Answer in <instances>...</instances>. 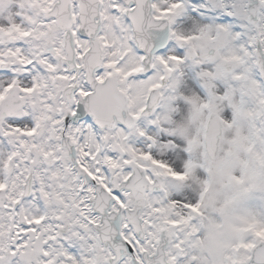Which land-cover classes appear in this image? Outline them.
Segmentation results:
<instances>
[{
	"label": "snow or ice",
	"instance_id": "obj_1",
	"mask_svg": "<svg viewBox=\"0 0 264 264\" xmlns=\"http://www.w3.org/2000/svg\"><path fill=\"white\" fill-rule=\"evenodd\" d=\"M0 264H264V0H0Z\"/></svg>",
	"mask_w": 264,
	"mask_h": 264
},
{
	"label": "rangeland",
	"instance_id": "obj_2",
	"mask_svg": "<svg viewBox=\"0 0 264 264\" xmlns=\"http://www.w3.org/2000/svg\"><path fill=\"white\" fill-rule=\"evenodd\" d=\"M236 162H237V163H247V161H242V160H240L239 157L236 158Z\"/></svg>",
	"mask_w": 264,
	"mask_h": 264
}]
</instances>
